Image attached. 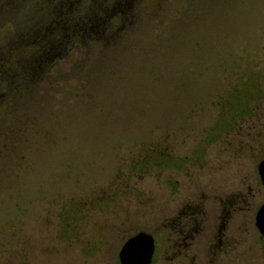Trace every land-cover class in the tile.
Returning a JSON list of instances; mask_svg holds the SVG:
<instances>
[{
  "label": "rangeland",
  "instance_id": "obj_1",
  "mask_svg": "<svg viewBox=\"0 0 264 264\" xmlns=\"http://www.w3.org/2000/svg\"><path fill=\"white\" fill-rule=\"evenodd\" d=\"M58 1L0 0L2 63H31ZM55 54L0 77V264H120L139 231L152 264H193L171 240L190 211L264 202V0H128Z\"/></svg>",
  "mask_w": 264,
  "mask_h": 264
},
{
  "label": "flooded vegetation",
  "instance_id": "obj_2",
  "mask_svg": "<svg viewBox=\"0 0 264 264\" xmlns=\"http://www.w3.org/2000/svg\"><path fill=\"white\" fill-rule=\"evenodd\" d=\"M107 1L105 18L100 20L97 18L96 0H88V3L87 0H78L77 5L71 0H59L55 17L51 4L41 10L42 14L35 13L36 21L37 16L42 19L31 28L34 33L41 34H31L35 43L34 55H41V58L48 54L55 56L62 45L68 44L75 48L86 40L97 42L105 33H111L114 24L128 9V3ZM89 11L95 19L88 18L79 26V21L86 18ZM80 31H83V36ZM41 50L45 52L40 54ZM10 65L2 63L1 68L9 72L12 69ZM6 89L9 87L6 86ZM260 181L264 187L261 177ZM237 202L238 199L234 198L229 206L235 207ZM258 210L248 217L235 209L215 211L207 216H202L199 211H190L185 221L179 223L173 232L174 257L180 256L185 250L193 264H264V232L257 225Z\"/></svg>",
  "mask_w": 264,
  "mask_h": 264
},
{
  "label": "water",
  "instance_id": "obj_3",
  "mask_svg": "<svg viewBox=\"0 0 264 264\" xmlns=\"http://www.w3.org/2000/svg\"><path fill=\"white\" fill-rule=\"evenodd\" d=\"M258 172L264 184V159L258 164ZM257 225L264 232V204L257 213ZM156 250L155 237L147 231L131 235L122 244L118 257L120 264H152Z\"/></svg>",
  "mask_w": 264,
  "mask_h": 264
},
{
  "label": "trees",
  "instance_id": "obj_4",
  "mask_svg": "<svg viewBox=\"0 0 264 264\" xmlns=\"http://www.w3.org/2000/svg\"><path fill=\"white\" fill-rule=\"evenodd\" d=\"M71 2H73L75 5H77L78 3V0H71ZM112 2V1H111ZM115 2H122V3H125L127 2L128 3V0H113V3ZM108 1L107 0H96L95 2V7H96V10L98 12V15L99 17L98 20L100 19H104L105 18V14H106V5H107ZM116 4V3H115ZM51 6H53V10H54V17L56 16V14L58 13V7L57 6V3L54 2V3H51ZM93 6H94V3H93ZM88 18H92V19H95L94 15L92 14L91 11H89L88 15L86 18H83L82 20L79 21V26H81L83 24V21H86ZM33 35H38V36H41V34L39 32L37 33H32ZM80 35L83 36L84 33L83 31H80ZM45 50H41L40 51V54L44 53ZM47 52L49 53L50 52V49L48 48L47 49ZM41 56V55H40ZM36 55V56H33L31 58V63H21V64H17L15 68L19 69L20 73H18L19 75V79H22V80H25L29 75L28 73L31 72L32 69L34 70H38L39 68V63H40V59L41 57ZM43 58V57H42ZM1 64H2V60H0V68H1ZM31 68V69H30ZM11 71H14V68H12ZM10 74L5 72L2 68H1V71H0V77L3 78L5 84L7 87H10V84H9V77Z\"/></svg>",
  "mask_w": 264,
  "mask_h": 264
}]
</instances>
